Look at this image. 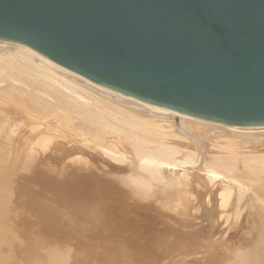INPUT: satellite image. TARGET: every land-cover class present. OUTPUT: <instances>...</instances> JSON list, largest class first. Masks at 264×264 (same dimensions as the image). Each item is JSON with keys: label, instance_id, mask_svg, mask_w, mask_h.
<instances>
[{"label": "bare ground", "instance_id": "6f19581e", "mask_svg": "<svg viewBox=\"0 0 264 264\" xmlns=\"http://www.w3.org/2000/svg\"><path fill=\"white\" fill-rule=\"evenodd\" d=\"M210 128L221 133L200 159L192 133ZM257 134L154 109L0 41V264H264ZM189 168L221 186L197 217Z\"/></svg>", "mask_w": 264, "mask_h": 264}, {"label": "water", "instance_id": "95a60500", "mask_svg": "<svg viewBox=\"0 0 264 264\" xmlns=\"http://www.w3.org/2000/svg\"><path fill=\"white\" fill-rule=\"evenodd\" d=\"M0 41L157 110L264 127V0H0Z\"/></svg>", "mask_w": 264, "mask_h": 264}, {"label": "rangeland", "instance_id": "374dc122", "mask_svg": "<svg viewBox=\"0 0 264 264\" xmlns=\"http://www.w3.org/2000/svg\"><path fill=\"white\" fill-rule=\"evenodd\" d=\"M167 122L171 123L172 120H167ZM219 130L220 129H217V128L215 130L213 128H210V129H205L203 131V133L201 132V135H199V134L197 135V133H192L193 135L196 134V135H194V139H195L194 142L196 143L197 146L195 145L194 146L195 147L194 149H195V151L197 153H199L198 157L200 159L203 158V157H208L207 156L208 151L211 152V151L214 150V149L213 150H210L209 146L211 145V143H209V142L211 140V137H212V140L214 139V137L215 138H218L219 137V135L221 133V130H220V133L218 132ZM176 133L178 134V132H176ZM251 138H253V139L254 138L255 139L261 138V142L262 143H256L255 146L260 145V144H264V135L263 136H259L258 134L257 135H252L249 139H251ZM198 139H199V141H198ZM249 139L246 138L245 136H243V140H244V142L246 144H252L253 142H251ZM207 141H208V143H207ZM205 151H206L207 154L205 153ZM188 171H189L188 172L189 173V179L186 181V188H185V190H187V193L189 195H191V196H193L195 198V202L194 203H196V205H197L196 208L198 210L194 214L197 217V216H200L202 214V212H204V210H206V209L209 210V207L206 206L207 200L209 201V205L210 206H212L214 203H216L218 201V190L221 188V186L218 185L217 183H216L215 187H213L210 184H208V181L206 180L205 175H204V173L202 171L195 172V171H192L190 168L188 169ZM174 172H175L176 176H178L179 173L181 172V170L175 169ZM172 176H173V173H171V170H167V169L164 170V177L166 178V180L169 179V178H171ZM57 190H59V189H57ZM211 210H214V208L213 209L211 208ZM166 213H167V211H166ZM174 213H175V211H168L167 215H170L171 217L170 216L169 217L170 218L173 217L176 221H186V222H188L187 219H190L191 218L189 213L187 214L188 216L186 215L187 212H185V217H188L186 220H185V217L184 216H181V215H184V214H182V211L179 210L178 213L177 212L175 214ZM179 213H180V215H178ZM176 215H178V216H176ZM178 217H180V218H178ZM182 217H183V219H182ZM190 220H189V222L194 221L193 218L190 219ZM166 221L169 222V218H167ZM202 223H204V222H202ZM218 232H220V231H218ZM57 235H59V237H60V234L57 233ZM218 236H219L218 240L221 239L220 238V235H216L215 237H218ZM56 237H58V236H56ZM199 238L198 237L196 238V242H198V240L200 242L202 241V243H206L207 242V240L205 242V240H203L202 237H199ZM234 238H235V235H229V236L227 235L224 238V241L226 239L228 240V239H234ZM192 239L193 238H187L188 241H191ZM193 240H192V242H195ZM74 250H75L74 248H71V256L76 255V254H79V253H77L78 252L77 250H75L76 252ZM198 255L196 254V255L191 256L190 258H188L187 261L194 260L195 258H197L198 261H200V260L201 261H204L205 260V259H203L204 256H202V254L198 253ZM200 255L202 256L201 259L199 258V257H201Z\"/></svg>", "mask_w": 264, "mask_h": 264}]
</instances>
